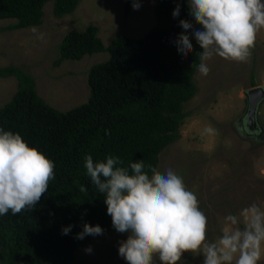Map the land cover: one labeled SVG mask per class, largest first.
<instances>
[{"label": "trees", "instance_id": "16d2710c", "mask_svg": "<svg viewBox=\"0 0 264 264\" xmlns=\"http://www.w3.org/2000/svg\"><path fill=\"white\" fill-rule=\"evenodd\" d=\"M49 1L0 0V20H14L7 29L41 25ZM81 1L53 0V13L59 18L73 14ZM178 4L180 15L174 17ZM124 9L127 15L131 12L132 0H124ZM155 19L144 36L120 34L108 45L93 24L62 38L56 64L108 55L88 69V100L67 111L39 94L34 76L16 65L0 66V78L18 81L17 91L0 107V126L21 134L56 165L55 179L34 209L0 216V263L71 264L79 249L96 237L76 239L85 223L99 225L103 234L114 229L105 195L87 176L84 157L90 154L100 161L118 156L124 166L143 159L158 167L161 153L179 139L190 114L185 106L198 92L195 76L202 49L193 36L192 52L185 57L177 50L175 41L184 31L179 21L194 23L188 0H157ZM246 129L254 135L261 130ZM81 185L86 193L79 190ZM69 225L70 233L62 234Z\"/></svg>", "mask_w": 264, "mask_h": 264}, {"label": "rangeland", "instance_id": "374dc122", "mask_svg": "<svg viewBox=\"0 0 264 264\" xmlns=\"http://www.w3.org/2000/svg\"><path fill=\"white\" fill-rule=\"evenodd\" d=\"M139 2V9L133 8L127 15L124 0H82L73 14L59 18L51 0L45 5L41 25L7 29L14 20H0V66L16 65L34 76L39 94L59 110L78 106L89 98V67L108 55L95 53L56 64L62 38L91 24L99 27L106 45L120 34L140 38L156 23L157 0ZM207 64L210 73L195 76L198 92L185 106L190 114L180 128V137L161 153L158 168L170 167L183 177L207 216L208 239L215 240L227 215L264 201V100L258 107V135L246 129L248 91L264 88V29L257 35L249 62L214 56ZM17 89L16 77L0 78V107ZM127 237L128 233H118L115 228L98 235L79 249L71 264H128L118 251L119 242ZM203 259L200 253L185 252L178 264H203ZM154 264H161L158 256ZM259 264H264V256Z\"/></svg>", "mask_w": 264, "mask_h": 264}, {"label": "clouds", "instance_id": "9594fccd", "mask_svg": "<svg viewBox=\"0 0 264 264\" xmlns=\"http://www.w3.org/2000/svg\"><path fill=\"white\" fill-rule=\"evenodd\" d=\"M132 3L134 9L141 6L139 0ZM188 7L194 23L179 21L184 31L175 43L186 57L193 51L194 36L202 49L198 53L200 75L210 73L207 61L214 56L250 61L257 35L264 29V0H188ZM179 15L178 4L173 16ZM256 130H260L258 123ZM84 161L87 176L105 195L113 227L118 233H128L118 250L128 264H154L157 256L161 264H178L185 252L202 254L203 264H259L264 256V201L227 215L221 234L209 240L208 219L197 195L172 168L161 171L143 159L124 166L120 157L112 155L94 161L89 154ZM55 167L21 134L0 126V216L34 209L55 179ZM79 190L87 192L83 185ZM72 227L63 228L62 234H69ZM103 232L99 225L85 223L76 239Z\"/></svg>", "mask_w": 264, "mask_h": 264}, {"label": "water", "instance_id": "95a60500", "mask_svg": "<svg viewBox=\"0 0 264 264\" xmlns=\"http://www.w3.org/2000/svg\"><path fill=\"white\" fill-rule=\"evenodd\" d=\"M264 99V88L256 87L249 91V110L246 117L247 126L250 130L257 129L256 113L260 101Z\"/></svg>", "mask_w": 264, "mask_h": 264}]
</instances>
